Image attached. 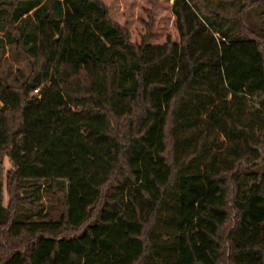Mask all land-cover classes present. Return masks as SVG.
I'll use <instances>...</instances> for the list:
<instances>
[{
  "label": "trees",
  "instance_id": "trees-1",
  "mask_svg": "<svg viewBox=\"0 0 264 264\" xmlns=\"http://www.w3.org/2000/svg\"><path fill=\"white\" fill-rule=\"evenodd\" d=\"M227 1L137 46L100 0H0V54L34 63L0 82V264H264V0Z\"/></svg>",
  "mask_w": 264,
  "mask_h": 264
},
{
  "label": "rangeland",
  "instance_id": "rangeland-1",
  "mask_svg": "<svg viewBox=\"0 0 264 264\" xmlns=\"http://www.w3.org/2000/svg\"><path fill=\"white\" fill-rule=\"evenodd\" d=\"M108 9L109 19L112 23L124 28L130 37V42L137 46L142 43L151 45H163L165 43L179 44L180 36L176 27V18L172 8L174 0H100ZM224 4H229L223 0ZM260 10V9H259ZM223 11V10H222ZM225 11H231L229 5L225 6ZM2 35V34H0ZM34 71L33 61L25 58L16 48L7 47L5 55L0 54V82L9 84L20 92L22 86L27 83ZM36 95L33 92L32 96ZM4 107V104H1ZM3 176L7 183L8 174L12 172L13 165L9 159L4 160ZM254 171L264 173V164ZM7 191V189H6ZM5 191V205L9 203V195ZM40 204L45 206L42 216L46 219L59 220L61 206H59L56 196L46 191H42ZM232 215H235L232 212ZM235 219V216H233ZM24 220L28 219L26 216ZM31 240L24 235L9 244V249L27 250ZM0 249V259L3 256ZM227 264V263H223Z\"/></svg>",
  "mask_w": 264,
  "mask_h": 264
},
{
  "label": "built area",
  "instance_id": "built-area-1",
  "mask_svg": "<svg viewBox=\"0 0 264 264\" xmlns=\"http://www.w3.org/2000/svg\"><path fill=\"white\" fill-rule=\"evenodd\" d=\"M37 92H38V90L35 91V93H37Z\"/></svg>",
  "mask_w": 264,
  "mask_h": 264
}]
</instances>
